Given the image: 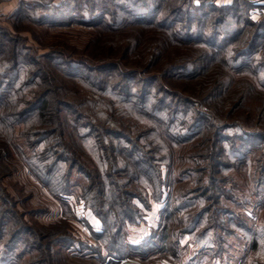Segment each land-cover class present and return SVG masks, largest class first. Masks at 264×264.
I'll use <instances>...</instances> for the list:
<instances>
[{
  "label": "trees",
  "instance_id": "1",
  "mask_svg": "<svg viewBox=\"0 0 264 264\" xmlns=\"http://www.w3.org/2000/svg\"><path fill=\"white\" fill-rule=\"evenodd\" d=\"M251 6L40 0L15 9L11 18L23 11L37 25L95 33L83 48L58 41L30 53L18 18L0 26V264L161 261L179 258L183 235L213 257L237 237L250 264H264V211L237 207L234 191L239 179L254 197L264 190V19H251ZM180 158L179 174H194L186 182L173 175ZM17 177L43 194L35 206L14 190ZM73 193L100 223L87 225L94 243L76 253ZM151 200L163 204L157 227L132 243L127 228ZM39 213L52 217L29 218Z\"/></svg>",
  "mask_w": 264,
  "mask_h": 264
},
{
  "label": "rangeland",
  "instance_id": "2",
  "mask_svg": "<svg viewBox=\"0 0 264 264\" xmlns=\"http://www.w3.org/2000/svg\"><path fill=\"white\" fill-rule=\"evenodd\" d=\"M40 0H0V26L6 27L10 30L14 29L15 23L14 21H18L15 19H19L20 21L17 25L20 27L19 34L26 38V45L30 49V53H43L51 44L63 41L67 42L68 44L75 46L77 48H83L91 39V36L95 33L92 27L84 26L80 24H72L70 26H56V27H49L44 25H37L35 23L30 22L29 20L25 19V15L23 16V11L18 14V17H10L13 15L15 9L22 3L24 5L29 6L32 5L33 2H38ZM52 1V3L56 4L61 2L62 0H46ZM198 2L199 0H194ZM207 3L211 2L216 5H227L232 2V0H206ZM252 6L249 9V15L251 19L258 20L263 18L264 19V0H251ZM42 2V0H41ZM32 15V14H31ZM188 148H185L187 151ZM187 159H181L177 162L174 174L176 178L181 179L183 182H186L192 178H194V174L192 173H183L179 174L182 169L185 167L183 163ZM188 165V164H187ZM183 168H181V167ZM181 169V171H179ZM239 185L234 189L235 193H237L238 197L240 198V202H238L237 207L250 211L252 209L253 212L257 213V216L263 215L264 211V190H262V194L260 197H254L252 194L251 184L246 182L244 179H239ZM16 185L15 191L18 188H22L19 194L21 197H25L26 194H32V197L28 200H25L27 205L35 206L37 201L43 197L40 190L37 189L33 182H29L26 180V177L18 178L14 182ZM18 187V188H17ZM165 189V188H164ZM76 191V190H75ZM70 195L65 198L72 209V213L74 215H68L69 221V230L73 233L75 237V244L71 250L76 253L78 250L79 242L82 243H94V238L91 235L90 228L87 227L89 225L92 230L97 231L98 223L91 212L83 206L82 202L77 201L76 197ZM228 205V202L225 201ZM162 203H156L154 201H150V209L145 210L143 215V221L139 225L128 226L130 229H135L133 233L140 237H143L145 234L150 232L151 229L156 228L159 222V209L162 207ZM60 216V215H59ZM58 216V217H59ZM52 215L47 213L42 214L39 213L33 214V216L29 218L35 222H46ZM57 217V215H56ZM76 218V219H75ZM127 228V230H128ZM129 236V231L127 233V237ZM129 240V239H128ZM179 258L172 254V252H168L163 254V260L157 261L158 257H161L158 253L151 254L147 256V261L144 263L140 261V259H124L119 264H250V254L248 248H245L244 243L238 239L237 237L232 236L230 239H227L225 243L226 252L220 257H213L212 251L209 248L200 249L198 245L192 244V240L187 235H183L179 237ZM81 253H89L90 250H82ZM148 259L156 261L154 263L148 262Z\"/></svg>",
  "mask_w": 264,
  "mask_h": 264
},
{
  "label": "crops",
  "instance_id": "3",
  "mask_svg": "<svg viewBox=\"0 0 264 264\" xmlns=\"http://www.w3.org/2000/svg\"><path fill=\"white\" fill-rule=\"evenodd\" d=\"M91 214H92V213H91ZM94 218H95V217H94ZM95 219H96V218H95ZM96 221H97V223H98V225H97L98 227H97V228H99V227H100V223H99V221H98L97 219H96ZM134 227H135V226H134ZM134 230H135V229H131V228L129 229V228H128V231H129L128 239H129V241L132 242V243H137V242H139V241L142 239V237L139 236L140 233H138V234H137L138 236H136V235H135L136 233H133Z\"/></svg>",
  "mask_w": 264,
  "mask_h": 264
}]
</instances>
